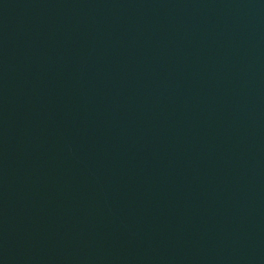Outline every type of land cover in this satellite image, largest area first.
<instances>
[{
	"label": "water",
	"instance_id": "95a60500",
	"mask_svg": "<svg viewBox=\"0 0 264 264\" xmlns=\"http://www.w3.org/2000/svg\"><path fill=\"white\" fill-rule=\"evenodd\" d=\"M0 264H264V0H0Z\"/></svg>",
	"mask_w": 264,
	"mask_h": 264
}]
</instances>
